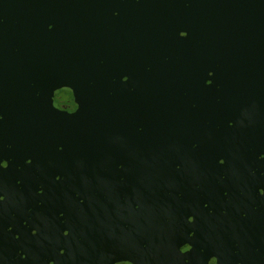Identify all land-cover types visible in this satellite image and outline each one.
Here are the masks:
<instances>
[{
    "label": "water",
    "instance_id": "95a60500",
    "mask_svg": "<svg viewBox=\"0 0 264 264\" xmlns=\"http://www.w3.org/2000/svg\"><path fill=\"white\" fill-rule=\"evenodd\" d=\"M0 116V264H264V0H0Z\"/></svg>",
    "mask_w": 264,
    "mask_h": 264
},
{
    "label": "snow or ice",
    "instance_id": "6c2138e0",
    "mask_svg": "<svg viewBox=\"0 0 264 264\" xmlns=\"http://www.w3.org/2000/svg\"><path fill=\"white\" fill-rule=\"evenodd\" d=\"M48 27H49V29H51V28L53 27V25H52V24H49ZM179 35H180L181 37H183V38H186L187 35H188V33H187L186 31H180ZM207 76L209 77V79H206L205 84H206L207 86H211V85L214 83V80L211 78V77H214V72H213V71H208V72H207ZM129 80H130V76H129V75H127V74L122 75V81H123V82L126 83V82H128ZM59 87H60V86H59ZM56 88H58V87H56ZM80 108H81V105H78V106L76 107L75 111L72 112V113H70L69 115L72 116V115L77 114L78 111L80 110ZM62 111H63V110H61V112H62ZM2 119H3V117L0 116V120H2ZM228 126H229V127L232 126V122H231V121L229 122ZM60 150H63V149L61 148ZM260 158H261V159H264V154H262ZM27 163H28V164H31L32 161L29 159V160H27ZM218 163H219L220 165H224V164H225V160L221 158V159H219ZM8 167H9V163H8L7 160H0V169H7ZM177 170H179V165H177ZM55 179H56V181H60V180H61V177H60L59 175H57V176L55 177ZM260 194H261L262 196H264V188H261V189H260ZM38 195H43V189H42V188L39 190ZM225 195H227V193H225ZM4 199H5V197H4L2 194H0V202L4 201ZM80 203H83V200H80ZM137 207H139V205H137ZM204 207H205V208H208L209 205H208V204H204ZM60 216H61V218H62V217L64 216V213L61 212V213H60ZM194 219H195V218H194L193 216H191V215L188 216V222H189V223H193V222H194ZM62 222H63V220H62ZM36 234H37L36 230L33 229V231H32V235L35 236ZM69 234H70V230L65 229V230L63 231V235H64L65 237H67ZM193 235H194V233H193ZM16 238L19 239V237H16ZM190 250H191V245H190V244H187V243H185V244L180 248V252H181V253H187V252H189ZM22 258H23V257H22ZM214 258H215V257H214Z\"/></svg>",
    "mask_w": 264,
    "mask_h": 264
},
{
    "label": "clouds",
    "instance_id": "9594fccd",
    "mask_svg": "<svg viewBox=\"0 0 264 264\" xmlns=\"http://www.w3.org/2000/svg\"><path fill=\"white\" fill-rule=\"evenodd\" d=\"M214 260H215V258H213V260H212L211 264H214Z\"/></svg>",
    "mask_w": 264,
    "mask_h": 264
}]
</instances>
